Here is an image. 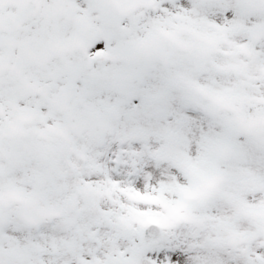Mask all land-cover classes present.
<instances>
[{
  "label": "snow or ice",
  "instance_id": "6c2138e0",
  "mask_svg": "<svg viewBox=\"0 0 264 264\" xmlns=\"http://www.w3.org/2000/svg\"><path fill=\"white\" fill-rule=\"evenodd\" d=\"M0 264H264V0H0Z\"/></svg>",
  "mask_w": 264,
  "mask_h": 264
}]
</instances>
